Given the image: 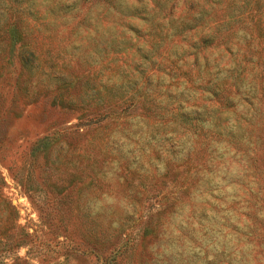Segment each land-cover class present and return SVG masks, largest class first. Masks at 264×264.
<instances>
[{
  "label": "rangeland",
  "instance_id": "rangeland-1",
  "mask_svg": "<svg viewBox=\"0 0 264 264\" xmlns=\"http://www.w3.org/2000/svg\"><path fill=\"white\" fill-rule=\"evenodd\" d=\"M2 63L0 264H264V0H0Z\"/></svg>",
  "mask_w": 264,
  "mask_h": 264
},
{
  "label": "trees",
  "instance_id": "trees-1",
  "mask_svg": "<svg viewBox=\"0 0 264 264\" xmlns=\"http://www.w3.org/2000/svg\"><path fill=\"white\" fill-rule=\"evenodd\" d=\"M28 59H30L29 55H26L25 57L22 58V60H28ZM4 62L5 61L3 59V63ZM3 63L0 66V70L2 68ZM13 70L16 72V77L14 78V81L12 83H9L8 85L10 87L15 88L16 94L20 95L22 93L21 77H19L20 72L18 73L17 69L15 70V65L13 66ZM14 94H15V92H13L12 96L9 99H7V96H6L7 91H2L0 89V151L3 150V153L5 152V148L7 147V144L11 141L10 136L7 135L8 133L5 132V129H6L5 121H7V119H6L7 115L13 110L11 108L15 107ZM43 146H45L44 143H38L37 144V142H36V146L33 147L32 153L35 154ZM18 178L21 179V175H18ZM2 183H4V179L0 175V184H2ZM29 185H31V183H29Z\"/></svg>",
  "mask_w": 264,
  "mask_h": 264
}]
</instances>
